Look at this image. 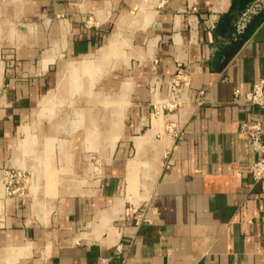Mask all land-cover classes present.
Masks as SVG:
<instances>
[{"label": "crops", "instance_id": "crops-1", "mask_svg": "<svg viewBox=\"0 0 264 264\" xmlns=\"http://www.w3.org/2000/svg\"><path fill=\"white\" fill-rule=\"evenodd\" d=\"M250 1L0 0V264H264V180H253L239 131L257 118L264 139V108L245 100L264 80V9L233 35ZM118 27L131 42V74L105 85L125 110L118 127H96L114 140L115 157L87 192L75 186L58 210L43 212V200L34 209L2 183L20 128L58 71L95 54ZM178 67L187 76L171 95ZM141 168L155 175L143 199L127 192ZM129 201L148 221L125 217Z\"/></svg>", "mask_w": 264, "mask_h": 264}, {"label": "rangeland", "instance_id": "rangeland-1", "mask_svg": "<svg viewBox=\"0 0 264 264\" xmlns=\"http://www.w3.org/2000/svg\"><path fill=\"white\" fill-rule=\"evenodd\" d=\"M128 43L131 42L121 43L119 58H116L111 52H109V58L103 59L101 63L92 62V57L96 53L78 58L79 62H82L84 58L89 60V70L80 71L79 74L71 76L72 81L68 77L67 80L63 79L66 83L62 89L57 83L53 84L48 91V94L50 93L52 96L44 103L45 105L40 102L34 108L31 116L22 124L19 137L13 146H21L20 161L9 165L12 167L7 165L3 168V185H6L5 181H9L10 175H12V182L10 189H8L11 194H19L28 198L30 202L32 196L38 198V194L36 196L34 193L38 191L44 202L43 212H54L71 197L69 193L73 187L76 186V190H71L72 192H87L88 189L97 184L107 169V158L112 161L115 157V151L110 152V144L107 140L108 133H103L95 138L88 135L90 138L87 139V123L91 115L94 116L95 113H98L96 109L97 111L106 110L103 107L104 104L101 103L103 98L109 99L110 97V100L118 98L115 96L117 88L109 89L106 87V78L115 76V80H118L123 75L131 74L130 70L123 66L124 59L128 62L130 58ZM117 44L120 45V42ZM117 59L119 60L117 68L109 71ZM63 70L64 68L58 71L55 81L62 78L65 72ZM107 107L109 110L113 109L112 103H109ZM124 110L122 108L121 113ZM161 122L162 120H160ZM111 127V125L108 126L106 130H112ZM47 139L50 142V154L49 163L45 164L49 172L55 171L59 175H57L59 179L55 181L51 191L46 188L49 183L46 182V174L43 175L44 164L38 159L39 156L36 151L37 148L46 145ZM154 176L151 170L141 172L139 192L144 191L141 189L145 188V185L151 186ZM52 191L56 192V196H48L47 193ZM122 197H125V192ZM39 198L41 197L39 196ZM42 200H33L36 202L35 208L43 207ZM134 207L130 201L125 206V208Z\"/></svg>", "mask_w": 264, "mask_h": 264}, {"label": "bare ground", "instance_id": "bare-ground-1", "mask_svg": "<svg viewBox=\"0 0 264 264\" xmlns=\"http://www.w3.org/2000/svg\"><path fill=\"white\" fill-rule=\"evenodd\" d=\"M127 21V20H126ZM124 22L125 24H128L127 22ZM123 24V26L125 25ZM114 36L103 46L101 47L97 52H96V55L92 57V62L93 63H101L103 59L105 58H109V52H111L112 54H114V56L116 58H119V45L117 43L120 42V45L121 43H125V41H127L129 39L128 38H123V33H122V29L121 28H117L116 31L114 32ZM118 52V53H117ZM124 61H126V59H124ZM89 60H87L86 58H84V60H82V62L78 61V60H74V61H71L66 69H65V72L63 73L62 75V78L61 79H57L56 80V83L58 84V86L62 89L65 87V83L66 81L63 80V79H66L67 80V77L69 80H71V76H74V75H77V73L79 74V72H86L89 70V65L88 64ZM119 64V60L117 59L114 63H113V66L110 68L109 71H111L112 69H116L117 68V65ZM96 69V68H94ZM93 69V70H94ZM76 77V76H75ZM74 79V77H73ZM72 81V80H71ZM52 96L50 95V93L46 96H44V98L42 100H40L41 104H44L48 101V98ZM110 100L109 99H104L101 100V103H103V107L106 108V110H98L96 109V112L98 113H95L94 116L91 115L88 123H87V136L86 138H90L88 137L91 136L92 138H95V137H99L98 135V130L96 129V127H98L101 123L105 122L106 120V124L109 122V125H112L114 122V125L116 126V122L118 120V125L117 127L119 126V122H120V114H121V109L124 107V99H121L120 101L116 102L115 101V105L113 106V103H112V106H113V109L115 108L114 112H112L113 109H110L107 107V105L110 103L109 102ZM39 102V103H40ZM45 105V104H44ZM118 108V109H117ZM106 115L108 117V119H105L103 120V116ZM111 115V116H110ZM111 149H110V152H112V147H113V143H114V140L111 141ZM50 142L48 141L47 139V142H46V145H44L43 147H40L39 149L37 148V153H38V159L41 160L44 164V169H43V175L46 174L45 178H47V181L49 184L48 186L46 187L47 190H53V187H54V183H56L55 181L59 179V175L57 174V172L55 171H48L47 170V165L45 163H49V154H50ZM13 154H14V157H15V161L18 163L20 161L19 159V156L22 155V149H21V146L20 147H16L14 148L13 150ZM47 170V171H46ZM143 170H146V168H141L139 173H136V174H132L129 178H128V187H127V192L129 193L130 196H133V197H137L139 196L140 199L146 197L147 195V192L149 191V185H145V188L141 189V190H144L143 192H139V188H140V176H141V172ZM58 175V176H57ZM142 178V177H141ZM143 179V178H142ZM152 179V178H151ZM135 180V182H134ZM145 181V179H144ZM143 183V181H142ZM151 185V184H150ZM3 186V185H2ZM35 195L37 196L38 194V198L35 197V196H32V203H33V208L34 209H38L37 207L35 208V204L36 202H34L33 200H38V199H41L42 198H39L40 194L38 191H35L34 192ZM138 202V201H137ZM118 207V201H116L114 204H113V210H115L116 208ZM112 212V211H111ZM109 213H103L102 215L99 216V220L104 223V220H106L108 217H114L116 215V211L112 212L110 214V216H108ZM104 225V224H103Z\"/></svg>", "mask_w": 264, "mask_h": 264}, {"label": "built area", "instance_id": "built-area-1", "mask_svg": "<svg viewBox=\"0 0 264 264\" xmlns=\"http://www.w3.org/2000/svg\"><path fill=\"white\" fill-rule=\"evenodd\" d=\"M264 9V0H251L246 6L240 11L234 22V37L240 35L246 28L252 17ZM217 22V15L210 14L207 23L208 29L212 30L215 28ZM187 73L181 67H178L177 72L168 81L169 93L176 95L179 92L180 82H185ZM238 94L239 91L235 90ZM245 100L258 108H264V80H260L252 85L250 90L245 93ZM240 133L247 138L250 145L251 152L254 155L252 164L250 165L251 175L254 181L264 180V139H262V124L257 118H249L241 122L239 126ZM7 175V171H6ZM9 181H5V190L11 193L10 184L12 182V175H10ZM125 217L137 216V219L148 221V218H143L137 213V207L125 208Z\"/></svg>", "mask_w": 264, "mask_h": 264}, {"label": "clouds", "instance_id": "clouds-1", "mask_svg": "<svg viewBox=\"0 0 264 264\" xmlns=\"http://www.w3.org/2000/svg\"><path fill=\"white\" fill-rule=\"evenodd\" d=\"M22 251H23V253H27L28 249L25 248V249L22 250ZM9 264H17V260H12V261L9 262Z\"/></svg>", "mask_w": 264, "mask_h": 264}]
</instances>
